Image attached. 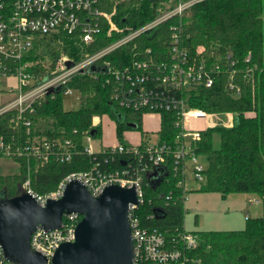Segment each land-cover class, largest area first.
<instances>
[{"label":"trees","instance_id":"1","mask_svg":"<svg viewBox=\"0 0 264 264\" xmlns=\"http://www.w3.org/2000/svg\"><path fill=\"white\" fill-rule=\"evenodd\" d=\"M161 0H98L100 10L111 16L118 31H110L106 19L102 29L87 53L94 54L123 38L128 32L138 30L158 15ZM182 22L179 29L182 46L194 56L200 45L207 49L204 58L212 70L213 83L192 93L190 107L207 114H233V127L217 126L202 132L196 153L204 156L209 166L205 171V183L201 192L219 193L226 198L231 194H253L264 202V0H204L192 6L181 20L171 19L150 33H143L100 62H109L120 70L131 67L135 61L149 63L147 50L152 51L155 62L165 60L169 49L170 25ZM63 45L54 49L53 43ZM58 46V44H55ZM49 54L55 62L61 56L80 61L83 56L77 42L66 34L44 37L35 42L33 50L24 61H40ZM230 56V57H229ZM167 59V58H166ZM45 75L40 63L31 70ZM76 74L63 87L77 91L82 99L79 110L66 111L63 90L55 95L38 99L28 109L22 120H16L17 111L0 116V137L15 151L25 147L29 140L46 139L53 146L57 142L70 141L73 158L70 161L52 159L42 164L26 155H13L10 160L18 164L19 174L0 176V194L12 198L19 193L30 171L32 189L37 194L55 191L59 183L71 173L90 170L97 155L84 154L83 137L103 136L102 129L92 128L94 115L108 114L116 124L119 143L125 144L124 133L142 128L145 111L120 107L112 98V85L101 72ZM114 81V80H112ZM231 83L241 90L235 96ZM248 113H254L248 116ZM31 120L26 126L23 119ZM47 124H43V123ZM129 124H136L130 127ZM76 131V132H75ZM94 132V133H92ZM179 131L174 126L171 113H162V122L156 133L161 143L174 144ZM220 136V147L214 148V135ZM146 139V138H145ZM149 139V138H148ZM145 141V140H144ZM101 158V156H98ZM42 164V165H41ZM152 177L145 185L144 204L139 208L143 224L158 230L173 248H182L181 235L185 230V202L182 176L170 170ZM159 172V171H158ZM161 180H157L160 179ZM198 237V247L185 250V256L198 263L193 264H264V216L246 218V226L239 231L192 232Z\"/></svg>","mask_w":264,"mask_h":264},{"label":"built area","instance_id":"2","mask_svg":"<svg viewBox=\"0 0 264 264\" xmlns=\"http://www.w3.org/2000/svg\"><path fill=\"white\" fill-rule=\"evenodd\" d=\"M204 0H166V5L159 8L154 20L138 30L128 32L123 38L94 54L87 53V49L94 44L96 35L102 29L101 22L106 19L110 31H118L111 16L102 12L98 7V0H0V78L16 77L15 91L19 94L13 101L0 108V116L9 111H17V119L22 120L23 114L31 109L33 104L43 96L62 92L73 77L78 73L92 74L93 67L99 73L113 76L107 80L112 85V98L120 106L127 109L145 111L146 114L159 115L162 122V113H171L174 126L179 131L174 144L161 143L152 138L145 139L138 145L117 143L112 146L100 147L98 151L90 148L83 150L84 154L97 155L88 171L71 173L58 185L57 189L48 194H37L33 191L30 171L22 184H19V193L26 191L40 205L45 206L49 200L60 199L66 186L72 180L81 181L94 197L100 196L111 185L122 188H135L138 198L137 204H130L128 219L133 241L132 264H193L198 263L185 256V250H194L198 247V237L192 232L181 235L182 248H172L163 234L156 229L143 224L139 208L144 204L145 185L152 174L159 169V174L170 170L182 176L179 186L183 187L184 202L190 190L186 176L200 186L205 183L206 166L200 162L201 157L196 153L197 144L201 141L202 132L217 127L210 122L218 114H207L201 109L190 107L192 93L202 87H210L213 83L212 70L204 58L207 49L196 48V55L182 46L179 29L182 22L170 25L169 49L165 53V60L156 63L151 50H147L149 63L135 61L131 67L123 70L111 67L109 62L100 60L113 53L119 47L134 41L143 33H150L171 19L181 18L190 12L193 5ZM66 34L78 44L83 58L75 61L69 56L61 55L55 62V67L46 69L45 75H36L31 70L38 63L50 67L51 63L33 60L24 61L33 50L35 42L44 37H53ZM59 43H62L59 40ZM230 57V56H229ZM167 58V59H166ZM48 62V61H46ZM67 62H72L71 67ZM114 80V81H112ZM231 90L235 96H240L241 90L231 83ZM59 92V93H60ZM75 91L64 89V95H72ZM144 115V116H145ZM227 121L221 126L233 127V114H226ZM209 120L204 129L192 130L188 119ZM26 126L31 120L23 119ZM76 132V131H75ZM89 141H93L87 136ZM56 147L46 139L35 138L29 140L25 147H17L13 151L10 145L0 137V158L11 159L13 155H26L41 160L42 164L52 159L70 161L74 151L70 141ZM98 156H101L99 158ZM41 164V165H42ZM250 204L259 200L250 199ZM82 217L78 214L66 215L61 229L45 230L38 227L31 237V249L48 259V264L60 247L66 242L75 240L76 227ZM0 264H17L8 260L0 243Z\"/></svg>","mask_w":264,"mask_h":264},{"label":"water","instance_id":"3","mask_svg":"<svg viewBox=\"0 0 264 264\" xmlns=\"http://www.w3.org/2000/svg\"><path fill=\"white\" fill-rule=\"evenodd\" d=\"M72 65L67 62L68 67ZM158 171L152 174L154 179L159 178ZM137 203L135 188L111 185L94 197L79 180L69 182L63 196L49 200L45 206L26 191L12 198L0 194V243L4 255L17 264H48L47 257L31 249L32 234L38 227L61 229L66 215L78 214L82 219L76 227L75 240L61 244L51 264H132L128 213L130 204Z\"/></svg>","mask_w":264,"mask_h":264},{"label":"rangeland","instance_id":"4","mask_svg":"<svg viewBox=\"0 0 264 264\" xmlns=\"http://www.w3.org/2000/svg\"><path fill=\"white\" fill-rule=\"evenodd\" d=\"M165 3L166 0H161L158 9L164 7L166 5ZM55 44H58V46H55ZM59 45L62 46L63 43H53L52 47H54V49H62L59 48ZM197 48H202V46L199 45ZM39 62H45L46 64L51 63L50 67L42 66V68L46 70L54 68L56 61L54 62L52 57L49 56V54H46L45 59H42ZM2 83L6 84L4 91L0 92L4 97L3 103L5 104H2V106H4L13 101L19 93L15 91L17 85L16 77H1L0 85ZM1 99L3 100L2 97ZM81 104L82 99L77 91L72 95H64L63 97V105L66 111L79 110ZM247 115L253 116L254 113H248ZM227 117L226 114H218V116L212 118L210 122L214 123L215 126H221L227 121ZM156 121H158L157 118L151 119L149 116L142 117V128L144 131L150 133L153 140H157L156 130L159 128L158 124L156 125ZM188 122L192 126V130H201L206 127L209 120L192 118L188 119ZM43 124H47V122H44ZM114 124L115 122L108 114L94 115L92 118V128L102 129L103 135L107 140L101 136L94 137L93 141H89L87 136H85L83 137L84 147L90 148L93 151H98L101 146L100 144L102 143L105 145H113V143L119 142L116 129L112 126ZM106 132L107 136L105 134ZM124 142H128L125 137ZM213 145L214 148L220 147V136L217 134L214 135ZM199 160L207 169L209 166L208 160L204 156H201ZM19 171L20 168L18 164L10 159L0 158V176H13L19 174ZM186 180L188 189L190 190L185 200V230L188 232L239 231L243 230L246 226L247 217H250V219H256L264 216V202L257 195L238 193L231 194L224 198L219 193L201 192L199 190L201 186L191 178L190 172H188ZM250 199L259 200V202L250 204Z\"/></svg>","mask_w":264,"mask_h":264},{"label":"crops","instance_id":"5","mask_svg":"<svg viewBox=\"0 0 264 264\" xmlns=\"http://www.w3.org/2000/svg\"><path fill=\"white\" fill-rule=\"evenodd\" d=\"M4 87H6V84H1L0 85V92L4 91ZM1 97L3 98V100L1 99ZM4 101V97L0 94V108L3 107L2 104H5L3 103ZM145 116H149L151 119H158V121H156V125L158 124L159 128L158 130H156L157 132L159 131L160 129V125H161V118L159 117V115H152V114H148V115H145ZM114 129H116V125H112ZM154 131V130H153ZM146 132V134H142L140 131H137V130H128L125 132L124 134V137L127 138L128 142H126L125 144L126 145H138L140 142H142L143 140L148 139V138H151L150 136V133L148 131H144ZM156 132V133H157ZM106 136H107V132L105 133ZM103 138L106 139V137H104L103 135ZM102 138V139H103ZM107 140V139H106ZM119 143V142H117ZM117 143H113V145H116ZM101 146L100 147H104V146H112L111 145H105V144H100Z\"/></svg>","mask_w":264,"mask_h":264}]
</instances>
